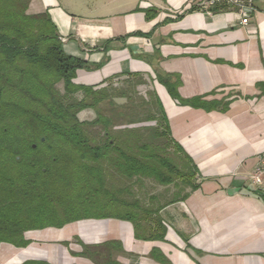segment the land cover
<instances>
[{"label": "crops", "instance_id": "crops-1", "mask_svg": "<svg viewBox=\"0 0 264 264\" xmlns=\"http://www.w3.org/2000/svg\"><path fill=\"white\" fill-rule=\"evenodd\" d=\"M196 1L28 0L85 62L75 84L152 82L199 187L172 192L188 196L142 221L144 238L127 220L83 219L26 231L23 247L1 242L0 264H264V191L249 186L264 154V0L247 26Z\"/></svg>", "mask_w": 264, "mask_h": 264}, {"label": "trees", "instance_id": "trees-1", "mask_svg": "<svg viewBox=\"0 0 264 264\" xmlns=\"http://www.w3.org/2000/svg\"><path fill=\"white\" fill-rule=\"evenodd\" d=\"M27 6L28 0H0V243L23 247L28 243L26 231L111 217L130 221L135 237L144 238L142 221L157 215L162 204L184 200L188 193H173L164 203L150 195L156 202L152 207L142 205L138 198H124L130 190L123 186L115 190L122 195L116 201L110 178L117 176L129 184L150 178L179 191L195 190L199 187L197 167L171 137L155 93H149L150 100L139 97L133 103L127 89L112 87L126 83L136 92L141 78L115 77L103 86L75 84L76 72L86 67L85 62L65 54L47 12L28 14ZM157 79L163 83L160 76ZM163 84L178 98L173 91L176 84ZM114 97L124 98L126 108L133 103L129 107L133 114L136 108L147 112L144 121L155 122L154 127H145L149 130L145 138L134 132L121 145L113 139L110 126L114 118L102 104L112 105ZM84 109L94 111L92 121L78 119ZM85 126H99L103 141L91 143ZM116 203L125 210L123 214L102 210ZM162 236V232L154 235ZM100 252L85 247L82 254L98 262L95 256Z\"/></svg>", "mask_w": 264, "mask_h": 264}, {"label": "rangeland", "instance_id": "rangeland-1", "mask_svg": "<svg viewBox=\"0 0 264 264\" xmlns=\"http://www.w3.org/2000/svg\"><path fill=\"white\" fill-rule=\"evenodd\" d=\"M57 87L61 90V83L58 84ZM112 87L117 90L127 89L128 94H130L132 97L131 100L133 101V103H137L139 97L150 100L149 92H151V90L153 89L152 82L147 78L143 80V83L136 87V92H131V87H128L126 83L114 84ZM110 92H113V90L110 89ZM112 102V105H107V102H105L104 104H102V107L104 108L107 115H111L114 118V121L110 126V133L113 139L119 142V145H121L120 141H122L124 137H129L134 132L138 135H142L143 137L149 134V130L145 129V127H154L155 122L144 121L147 112H141L136 108V112L133 114V111H131L129 107H133L134 104L132 103V106L130 105L128 106V108H126V100L124 98L114 97ZM119 112H122L121 116H119ZM77 117L80 121L89 122L95 118V113L92 109H84L83 112L78 113ZM133 119L135 120L134 123H130V120ZM138 120H141V122H137ZM85 131L90 138L91 143H101L104 139L103 132L99 126H85ZM34 145L35 144H32V147ZM168 152L171 154V157H174V159H176V157L173 156L174 152L172 148H169ZM115 178L116 179L110 178L109 188H113L114 193H117L115 192V190L118 187L120 188L123 186H128L130 194H124L123 197L128 200L138 198L142 205H148L152 207L156 206V202H152L149 199L150 195H157L160 200L159 203H164L172 197V192L179 191L173 185L162 186L150 178H143L140 181H134L130 184L128 183V181L122 178L118 179L117 176H115ZM115 196L116 201L122 198V195L119 193L115 194ZM104 207L105 208H103L102 210L108 214L120 215L125 212V210L123 209V207H121V205H119V203Z\"/></svg>", "mask_w": 264, "mask_h": 264}, {"label": "built area", "instance_id": "built-area-1", "mask_svg": "<svg viewBox=\"0 0 264 264\" xmlns=\"http://www.w3.org/2000/svg\"><path fill=\"white\" fill-rule=\"evenodd\" d=\"M196 6L208 12L223 9L239 18V24L249 25L255 13L254 0H197ZM249 186L264 191V154L261 163L255 168L249 179Z\"/></svg>", "mask_w": 264, "mask_h": 264}]
</instances>
